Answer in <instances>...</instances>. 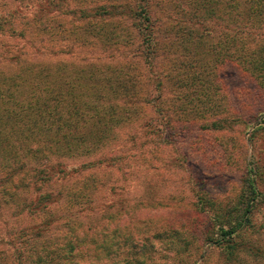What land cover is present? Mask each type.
Segmentation results:
<instances>
[{"label": "rangeland", "instance_id": "374dc122", "mask_svg": "<svg viewBox=\"0 0 264 264\" xmlns=\"http://www.w3.org/2000/svg\"><path fill=\"white\" fill-rule=\"evenodd\" d=\"M144 2L155 22L152 41L124 9L101 18L80 12L100 3L109 6L114 0H52L48 5L52 14L41 16L44 11H38V20L30 15L20 18V11L19 17L11 13L25 11L28 0H0V53H7V47V57L21 52L22 58L7 63L0 56V150L10 157L40 143L43 131L34 125L36 116L27 117L20 109L29 99L35 101L32 96H40V90L46 95L47 89L57 91L63 84L69 99L70 90L82 98L91 84L106 91L105 77L131 76L133 82L127 86L132 87V101L139 103L116 99L119 116L137 105L152 118L153 126L146 135L136 115L119 117L112 126L108 143L100 151L121 150L122 158L113 167L102 164L95 171L101 182L93 190V205L113 202L110 211L124 222L131 213L120 211L118 203L125 207L138 201L132 214L139 218L135 220L138 230L149 228V263L264 264V63L260 64L264 61V23L252 29L243 49L238 40L230 41L231 24L221 19L208 20V29L193 26L194 32L195 28L201 33L214 30L212 38L200 37L192 43L181 31L190 27L183 17L191 7L203 12V0ZM179 5V14L169 16ZM235 9L228 4L230 13ZM108 34L117 36L112 45L106 43ZM37 118L43 123L46 117ZM85 125H90L89 119ZM100 144L96 149H101ZM75 145L74 158L69 155L65 160L69 166L93 157L83 158L89 148L79 147L78 140ZM253 178L257 201L251 223L238 238L244 249L227 258L210 246L216 238L211 234L213 217L238 207L244 191L254 188L245 187ZM82 217L89 219L84 224L88 232L95 231L96 219L90 212L84 211ZM114 224L107 232L115 231ZM169 225L178 229L175 250L169 249L171 238L162 232ZM60 235L54 229L45 237L55 247ZM184 244L185 251L180 249ZM5 260L4 264L13 262L11 257Z\"/></svg>", "mask_w": 264, "mask_h": 264}, {"label": "trees", "instance_id": "16d2710c", "mask_svg": "<svg viewBox=\"0 0 264 264\" xmlns=\"http://www.w3.org/2000/svg\"><path fill=\"white\" fill-rule=\"evenodd\" d=\"M43 1L28 0L24 6L25 11L17 9L11 13H19V17L21 12L20 18L30 15L34 20L39 19V17L36 19L38 11H44L40 14L41 16L51 15L52 11L48 5L52 0H45V3L48 2L47 5L41 4ZM132 1L135 4L114 0V3L109 6L100 3L93 8L82 9L80 12L87 11L91 17L101 18L105 14L116 16L119 9H124L135 19L138 29L147 31L145 37L152 41L151 31L155 22L150 20L146 3L144 0ZM203 2L200 4L203 12H198L196 8L191 7L183 17V22L190 27L182 28L181 31L185 34L187 41L192 43L200 37L212 38L211 34L214 30L211 33L210 30L201 33L195 28V34L193 26L198 25L208 29L209 25L206 24L208 20L221 19L231 24L227 32L230 41L236 43L238 40L243 49L248 44L247 36L252 34V29L264 23V0H221L219 2L203 0ZM228 4L232 5L233 9L237 6L238 8L230 13ZM181 10L179 5L175 12H169V16L179 14ZM10 28L12 30L10 32L13 33L14 27ZM0 29L3 28L0 27ZM17 36H21L20 33ZM257 36L260 37V35ZM116 38V35L108 34L106 43L112 45ZM5 49L7 53H0V56L6 59L7 63L21 61V52L7 57L9 49L7 47ZM263 63L264 61L260 60V64ZM130 77H105L108 82H106V91L91 87L93 86L91 84L87 89L88 94L82 98L79 93L70 90L69 93L67 92L71 96L69 99L62 91V87L67 85L59 84L61 88L57 87V91L54 88L47 89L48 94L45 95L44 89L40 90V96H32L36 99L35 101L29 99L27 103L20 105L21 111L27 112V117L36 116L33 118L34 125L39 126L37 130L43 131V135L40 137V143L24 148L23 151L20 150V155L13 153L7 157V151L0 150V217L3 218L0 219V264H4L7 257L13 259V262L7 264H152L149 263V228L138 230L135 220L139 218H134L135 214H132L134 209H138V201L132 206L125 207L121 202L118 203L120 211L128 210V213H131L124 222H120L118 213L110 211L109 206L113 202L110 201L109 205L104 202L94 206L92 201L93 190L101 182L95 171L102 164L113 167L115 162L122 158L121 150L100 151L108 143L109 132L112 126L119 122V117L136 115L142 122L140 130L146 131V135L149 127L153 126L152 118L141 112V107L137 105L129 114L119 116L116 99L123 97L126 102L139 103L137 100L132 101V87L127 86L129 82H133ZM56 114L58 118L53 122ZM37 117L46 118L42 123L36 121ZM86 119L90 120L88 127H85ZM51 130L56 131L53 134L46 133ZM77 140L80 142L79 147L86 146L85 150L89 148L83 158H86V155L93 157L69 166L65 160L70 156L74 158L78 151L75 145ZM101 141L103 145L100 144ZM98 144L101 145V149H96ZM247 186H254V188L244 191L239 199L238 207L234 206L233 209L215 213L213 217L214 229L211 234H215L216 238L212 239L213 244L210 246L223 251L227 258H232L238 249H244L240 246L242 242L238 238L241 237L240 234L247 227V223H251L250 213L255 206L254 202L257 201L255 194L258 193L254 178L246 181L245 187ZM120 198L122 202L126 200L124 197ZM145 207L148 208L149 204ZM99 208L102 211L97 215ZM198 210L201 212V207ZM84 211L90 212L91 217L96 219L95 231L89 233V226H84L85 222L89 221L85 217L87 220L83 221ZM9 217H12L10 222ZM114 222L117 223L113 225L116 227L115 231L107 232ZM54 229L61 233L59 237L61 242L55 247L48 244L50 241L45 237ZM177 230L169 225L162 231L171 238L169 249L175 250L177 247L175 242ZM158 231L155 232L157 236H159ZM106 232L107 236H105ZM207 234L208 231L204 232L202 239ZM155 237L156 235L153 239ZM153 246L154 243L151 247ZM186 248V244L180 247L183 251ZM75 257L76 259L73 260Z\"/></svg>", "mask_w": 264, "mask_h": 264}]
</instances>
